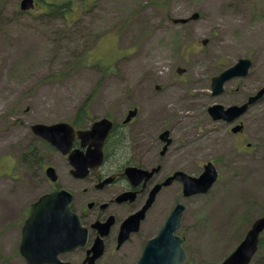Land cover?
Wrapping results in <instances>:
<instances>
[{
  "label": "rangeland",
  "instance_id": "obj_1",
  "mask_svg": "<svg viewBox=\"0 0 264 264\" xmlns=\"http://www.w3.org/2000/svg\"><path fill=\"white\" fill-rule=\"evenodd\" d=\"M73 1L64 20L43 15L40 0L29 12L21 0H0V233L50 191L20 163L40 143L32 125L72 124L87 100L89 120L138 105L155 130L171 128L188 160L215 163L221 177L209 193L187 200L179 234L184 264H220L263 211L264 100L242 118L244 143L208 108H228L264 87V0ZM194 13L200 18L188 24L172 21ZM240 59L251 60L249 77L228 81L225 94L214 96L212 78ZM46 148L60 185L70 188L67 161ZM188 170L199 173L191 163ZM3 249L2 242L0 255ZM0 264L22 263L0 257Z\"/></svg>",
  "mask_w": 264,
  "mask_h": 264
},
{
  "label": "flooded vegetation",
  "instance_id": "obj_2",
  "mask_svg": "<svg viewBox=\"0 0 264 264\" xmlns=\"http://www.w3.org/2000/svg\"><path fill=\"white\" fill-rule=\"evenodd\" d=\"M222 73L220 72V75ZM249 73L245 77L235 78H248ZM221 94H225V85ZM251 96L253 95L231 106H243L248 103ZM263 100L264 97L259 101ZM135 108H137L136 116L126 122L129 111ZM245 114L234 121L215 120L209 115L214 122H222L234 135L235 141L244 143L247 141V126L242 120ZM102 118L111 120L113 127L103 146V158L100 162L91 165L85 176H75L68 156L60 153L49 143L29 145V149H34L36 154L44 159V165L39 172L33 173L32 178L37 183L40 182L39 179L43 181L45 178L50 191L39 195L28 210L20 215V221L8 224L6 230L0 233V245L2 246V242L5 244L0 257L4 261L27 264L28 260L43 261L45 257L54 253L53 248L40 242L27 244L22 250V242L26 221L33 204L42 195L58 189H65L71 193L70 209L79 219L81 227L85 229V243L74 250L59 253L57 256L59 263L51 264H89L95 256L96 248L98 254L100 252L101 255L94 261V264H139L147 244L159 234L177 205L184 204L186 211L187 200L201 196V194H196L187 197L184 193L183 182L175 176L178 173H184L200 177L206 163L197 155L188 160L187 153L184 152L185 147L175 145L171 128L160 127L155 130L154 118L147 115V112H144L138 105H131L121 116L106 115ZM99 119L88 120L85 125L72 124V126L76 131H86ZM237 127L240 130L234 132ZM165 131L170 133L168 144L161 139ZM47 145L60 153L67 161L71 177L70 188L60 185L58 173L57 182H52L48 178L46 170L52 165L48 162V152L45 153ZM246 146L249 149L252 144L247 143ZM93 147L91 143L83 144L77 136L73 141L72 151L76 150L80 156H83L89 148L93 149ZM90 154L91 156L97 155L94 152ZM188 163L194 164L199 173L195 174L188 170ZM212 163L215 165L214 162ZM216 170L218 172L217 183L221 176L217 167ZM155 190L156 193L152 199ZM10 238L12 242L8 240ZM9 243L13 245L7 249Z\"/></svg>",
  "mask_w": 264,
  "mask_h": 264
},
{
  "label": "water",
  "instance_id": "obj_3",
  "mask_svg": "<svg viewBox=\"0 0 264 264\" xmlns=\"http://www.w3.org/2000/svg\"><path fill=\"white\" fill-rule=\"evenodd\" d=\"M35 8V0H21L20 9L27 12ZM200 18L199 13H194L187 19H173L175 24H186ZM208 40H203L202 45L206 46ZM252 67L250 59H241L235 65L225 70L220 76L213 78L212 90L214 95L223 92L227 81L235 77H245ZM182 75L185 70L178 68ZM160 89V86H157ZM264 97V87L254 96L249 98L248 103L243 106H231L225 109L222 105H213L209 108V114L213 119H224L234 121L245 114L249 107L256 104ZM137 114V108L129 111L126 122L130 121ZM113 127L111 120L103 118L95 121L91 128L86 131H75L74 128L65 122L56 124L36 123L31 126L33 134L44 139L54 146L63 155L68 156L73 166V174L77 177L85 176L91 165L100 162L103 158V146L110 130ZM239 127L234 129L238 132ZM169 131L161 135V139L170 143ZM79 137L83 144L91 143L93 149L89 148L86 155H79L78 151H72L73 141ZM90 152L97 155L91 156ZM48 178L52 182L58 181L55 168L49 167L46 170ZM184 185V193L187 197L196 194H206L210 191L218 179V172L213 163L209 162L204 167V172L200 177H192L184 173L175 176ZM168 183V182H167ZM156 190L152 194V199ZM72 195L68 190L58 189L56 191L42 195L30 209L29 217L24 229L22 250L27 244L41 243L53 248L55 251L51 256L45 257L43 261H30L27 264H51L59 263L58 254L68 250H74L85 243V229L77 216L71 212L70 206ZM185 206L179 204L171 213L160 233L152 239L146 246L139 264H184L186 253L183 248L184 240L177 231L183 216ZM264 231V217L253 223L245 238L236 249L221 264H251L258 252L261 234ZM84 238V239H83ZM98 249H95V256L89 264L100 257ZM50 257V258H49Z\"/></svg>",
  "mask_w": 264,
  "mask_h": 264
},
{
  "label": "trees",
  "instance_id": "obj_4",
  "mask_svg": "<svg viewBox=\"0 0 264 264\" xmlns=\"http://www.w3.org/2000/svg\"><path fill=\"white\" fill-rule=\"evenodd\" d=\"M40 2H41V5L45 7L44 9L45 11L43 12V15H47L48 17H53V18H62L64 20L67 18V15L73 13V10L71 8H72V5L75 3L73 0H40ZM85 2L86 0H84V4ZM80 12L82 13L81 9H79L78 13ZM110 67L111 66H107L105 67V69L108 70ZM88 102L90 103L89 100L85 101L83 105L79 108L78 112L76 113L72 121L73 125H76V126H78L79 124L85 125L86 122L90 119L91 116H90V109L88 108ZM40 143L44 144L45 142L40 141ZM45 149L47 148L45 147ZM19 159H20V163L22 164V166L28 172H33L34 174L39 172L40 168H42V166L44 165V159H41L36 154V151L34 149H28L27 151H23ZM260 217H264V206H263V211L260 214ZM262 254H264V238L263 237L260 239L259 250L253 262L256 264H264L263 259L258 260V258L262 256Z\"/></svg>",
  "mask_w": 264,
  "mask_h": 264
}]
</instances>
